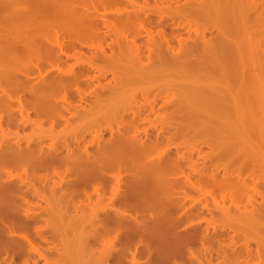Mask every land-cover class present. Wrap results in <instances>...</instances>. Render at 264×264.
<instances>
[{"label":"bare ground","instance_id":"1","mask_svg":"<svg viewBox=\"0 0 264 264\" xmlns=\"http://www.w3.org/2000/svg\"><path fill=\"white\" fill-rule=\"evenodd\" d=\"M217 1H221L222 3V0H217ZM225 1L226 0L223 1L222 5H218L220 6V9L217 6L219 10L216 9V11L218 12L217 13L215 11L214 12L216 13V15L224 16L226 20H224V18L220 19V22H222L223 20L224 22H222V24L220 23L218 26L216 25L217 23L214 24L213 27L216 28V34L213 31H210L208 34L210 35V37H207L206 32L204 31L203 33L194 34V35L190 33L189 29L192 28H191V24H189L190 19L188 20V15H192L189 16L190 18V17H194L195 15L201 12H205L206 1L204 0L203 2L202 1L200 2V0H0V128H1V132L4 134L6 133L2 130V128L4 127L3 123H5L4 124L5 128L10 127L11 129L13 126V129L12 131H10V133H9V128L8 129L3 128L5 130H8V132L6 133L7 135L5 134V136L7 137H5L0 132L1 133L0 135H3L0 136V254H1L0 259L1 261L2 258L8 257L10 259L9 255L11 256L12 259V254H14L13 256H15L13 257V259L16 258V256L18 257L20 255L21 258L25 253L27 254L28 251L27 246L32 245V247H34L33 243H35L34 241L32 242L31 240L26 242L27 240H29L27 236H30L31 233H34L37 230H38L36 232L37 234L35 233L36 236H40L42 239H44L43 240L44 243L50 242L49 240H51V238L46 236L44 229L43 231H41L39 228L33 227V225L37 224L42 219L48 220V217L50 218L51 214L53 213L52 211H55L54 208L55 205L60 204L63 208L65 205L68 208L67 211L70 210L72 206V210H74L72 212L74 214L71 211L70 214L72 213L75 217L78 216L77 213L78 211L81 210L80 212L83 213L82 214L83 216L85 217L88 216L87 219L90 218L94 220L93 221L94 225L95 223L96 225L98 224L100 226L101 224L102 225L105 224L104 225L105 227L107 225V228H109V230L105 227L102 228V231H100L101 234L103 233L102 235L98 232L100 227L98 228L96 225L94 226L96 229L95 237L97 239L100 238L102 239V237L104 239V237H107V235H109V233H105V232L110 231L111 233L113 232L112 229L113 230L115 229L114 231L121 230V233H123L122 230L128 228L130 230V233L132 234V237L128 235V238L130 239L128 240V242L131 241V238L133 239V237H135L134 235L138 236L141 240L144 241L147 240L145 242L147 243V245H145L146 249L144 248L147 251L144 250V253L145 252L149 253V255H151L150 257H152L153 255V258H151V261L148 264H264V257H263L264 254L261 255L264 249L260 248L261 247V245H259L260 243H258L260 247L258 248V250L256 249L257 251L255 250L256 252H254L251 248H249V246L247 247L243 246V248L242 246H240V248H235L234 242H233L234 245L225 244L226 240H224L223 238L219 239L218 234L210 235V233L207 232L208 229H206L207 231L205 229L204 231L203 229L201 230L202 227L200 228L199 227L200 223L197 224V222H195V224L194 222H191V227L187 226L189 227L190 231L189 230L183 232H180L178 230H177L178 232L174 231L178 228L179 225H181L180 227H182V225L186 226V224L181 223L182 221H185L183 214L185 215L186 213V218L189 216V218L186 219L187 221L188 220L195 221V218L199 216L198 215L199 212L196 209H202V208L205 209V207L209 209L208 205L206 206L203 205L201 206L202 208H199L197 206V208H194L195 210L193 209V207L191 208L190 205L193 206V204L191 203L189 205V203L186 200L188 196L187 188L192 189L198 187L200 189V185L202 183L203 184L207 183V185L217 184L221 186L219 188L223 189L224 192L225 187L227 186L226 188L228 189L232 184L231 178L228 175H232L231 177L233 178L234 176H236L233 175L234 172L232 174L229 173V171H227L229 174L225 172L224 177H218L215 176L214 174L211 175L210 173H206L201 170L199 171L193 168L194 172L195 170L196 172L199 171L196 176V172L194 173L195 174L194 175V174H186L184 170L180 171L182 167L185 165L184 162L186 163L192 159L191 156L188 157V159H185L187 157H184L182 155H181L182 158L181 156H178L181 159L184 158L183 162L179 158L176 157L172 158L170 155V151L168 150H166L167 152H164L162 155H159L157 157L152 156L153 148L155 146L160 145L161 143L160 144L158 143L164 139L163 137L164 135H162L163 134L162 131L160 132L155 127L157 126L156 123H167V122L168 123H184V122L211 123L213 121H214L213 123L219 122L220 124H222V128L217 129L218 124H216L215 126L212 124V126H214L215 129L218 130L217 132L220 135H222L221 138L224 142L227 140L225 143L228 146L230 145L232 146L233 143L234 145H236L237 143V146L240 148L241 145L239 144L243 143V145H245L246 142H249V144L251 145V146H246V148L251 147L252 148L251 150H253L256 146L260 150L264 146V134L262 136V132L264 133V119H263L264 117H261V114L260 116L259 114L258 116L256 115L258 120L262 118L263 121L261 119V121H259L260 123L254 126L253 124H256V121L254 122L248 120V122L249 121L254 122L253 124L250 122L251 127H249L250 129L248 128L250 131L248 130L245 131L247 126L246 124L248 123H246L247 120L243 118L245 115L243 109L245 107H248V104H250L248 109L246 108L248 111L249 109L254 111V108L256 107L258 108L259 105V109L257 108H256L257 110L255 109L256 113H259L260 108L262 107V103H264V98L262 97L263 92H261L262 90L261 89L257 90L258 88L256 89V87L252 88L253 87L252 83H254V81L257 79V76L255 77L256 74L253 75V73L256 72V70L258 71L259 66L260 68H262L261 67L263 65L262 63H264V51H262L261 53H259L260 50L258 51V53H255L256 51L254 53L247 52V50L244 49V45H246L247 40L244 41L242 40L247 37V35H245L246 31L248 30L246 25L250 24L247 23L249 22L248 19L251 18V16L256 20H260V21L264 18V0L263 1L246 0L247 6L245 5V7L247 9H250L248 10V12L250 13H248L246 17L244 16L245 18L243 17V19L240 16L236 15L237 10H235V7L233 10H232L233 7L230 8L232 11L229 10L228 8L229 3L225 4L227 3V1L226 2ZM187 5L188 7H185ZM236 6L238 5L236 4ZM184 7L189 8L188 11L190 10V12H194V14L195 13L196 14L195 15L193 13L190 14V12H188L187 9L186 10L183 9ZM207 8L209 7L207 6ZM215 8L216 7L212 9L215 10ZM197 11H199V13ZM251 11L254 13L253 15ZM230 13H232V16ZM245 13L243 15H246ZM181 14H183V16L187 18L186 20H188V22H186V20L184 19V17L181 16ZM205 14L207 15L208 12L207 13L205 12ZM233 14H235L236 17H239V19H241L242 22L236 17L234 19ZM212 18L215 17L213 16ZM196 19L197 18H195V21ZM208 21L209 19L207 18V22ZM184 22L186 26L184 25ZM187 23L188 25H190L189 27H187ZM212 23L213 22L211 21V24ZM156 27L160 28L158 34L156 33V31H158V29L156 30ZM186 27L188 28L187 30ZM205 27H206L205 28L206 31L207 26ZM120 28L122 30L123 28L127 29L128 32H126L125 30L124 31L125 34L123 31H122L123 33H121V31H119ZM235 28L237 30H235ZM238 28H241V30H239ZM209 29L210 28H208V30ZM185 31L186 32L189 31V33L188 32L186 33L188 35L186 37L183 35L185 34L184 33ZM235 31H238V36L236 35L237 32ZM129 32H131L130 33L131 35L130 34L126 35V33ZM153 32L158 36L157 35L154 36ZM250 32H252V30H250ZM182 35H183V39L181 38ZM241 37H245V38H241ZM140 38H143L142 39L143 41ZM214 39L216 42L215 41L213 42ZM90 40L94 44H92ZM94 40L99 41L98 43H100V46L99 44L97 45L96 43L97 48L94 46V48L96 49L92 50L93 47L89 44V41L91 42L92 45H95ZM138 40L139 43L141 42V45L143 44V46L138 44ZM187 40L190 42H188ZM218 40L222 41V43L219 44L220 41ZM102 43H106L105 45L109 47L110 51H108L106 47H102L101 45L105 46ZM176 43H178L177 44L178 46L174 45ZM208 44H210L211 47L212 45H217V47H219V48L216 47L215 48L216 50L214 49L215 51L213 54L215 55V57L212 53H210V50H208L210 54L207 53ZM86 47L87 48L92 47V48L90 50L87 49ZM84 48L90 51V55L86 56V53L88 51L85 49L86 51L85 52ZM143 48L147 49L148 55L145 56L143 55L144 54ZM260 49L262 50V48ZM134 51L136 54L134 53ZM123 52H128L132 54L133 56L132 60H128L125 57L128 60L129 64L131 63L135 64V60H137L136 64L138 63V61L140 63V66L139 64L137 65L135 64V66L132 65V67L134 66L132 68L133 70L135 69L138 72H140V73H136V71L134 70L135 71L134 75L144 76L145 74L143 72H145L146 70L145 73H148L147 75L149 76L153 74V76H151L153 78L157 74L156 72L158 70H161L160 72L163 71V74L165 71L166 73L164 74V76L168 72L173 71L174 73L178 72L180 74L181 73L184 74L185 78L181 80L183 77V75H181L180 77L181 79H179L182 83L183 82L185 83V81L186 83H188L189 81L192 83L189 82V84H187L188 86L186 85L184 86V83L179 84L180 86L178 85L179 89L180 88L183 89V90L180 89L181 92L184 91L182 92V95L180 90L178 91L176 88H174L173 91L170 92L167 91V93L163 92L165 93V95H163L161 90L159 91L158 88H156L157 90L155 89L154 91V89L151 88L152 86L150 87L151 90L149 86L148 88L145 89L153 93H150L149 91L148 92L143 91L142 93L140 92L139 95L138 92L137 94L139 95L140 98L136 97L138 95L135 96L132 95L133 94L132 93L131 94L132 97L134 96L133 99H131L130 98L131 95H129L130 97L128 96L126 100L127 105H123L122 107V108H124L125 106L127 107L129 101L130 103L129 108L120 112L119 109H121V107H119L118 109L119 105L117 104L118 105L117 109L119 110L118 112L116 111V105L115 108L111 107V110L109 109L107 110L112 112H114L115 110L116 113H120L119 114L120 116L115 114L117 116H115L114 119L116 120L117 123H123L121 125L124 124L126 125V123H130L128 124V126L124 125L125 127L123 126V128L120 127L118 129V127L114 125L118 130L114 129L113 132L110 130V132L112 133H110L109 138H105L104 134L101 135L102 132L100 131L101 132L100 133L98 131V133H100L101 135L100 139L99 138L97 139L99 135L96 132L97 135H94L96 140L94 138H91V140L89 141L85 139L86 143L89 142L87 145L84 144L85 143L84 141L80 142L84 136H82V138L79 137L81 139L77 137L78 139H75V141L77 142H75L73 136L71 135L73 144L74 143L76 144V146L74 144L76 149L71 148L72 146L70 145L71 143L69 142V140L68 141L65 140L68 137L66 135H65L66 137H64L61 134L63 138H61L60 136L58 140L60 141L62 140V142L65 141L63 142V144H65L67 141V144L60 146L59 145L60 141L59 142L58 140L55 141L56 138H54L53 140L55 134L52 132L54 129H56L53 127L57 125L59 126V124L55 123L58 122V119L61 118V120L59 121H61L62 125L63 123L64 125H66L65 123L69 125L68 123H71L70 122L71 117L74 118L78 114L81 115V116L78 115L79 117H82L81 113L86 115L87 111H89V110H85V108H88L89 106L90 110L93 111V108L91 107L97 105L98 101L99 100L101 101V98L107 96L105 98L107 100L109 95L106 94H109L107 93L109 88H111L112 89L111 91L113 92L115 87L117 86L119 87V84L125 85L126 83H131L128 82L129 80H127L125 77L123 83L122 82L123 79L121 78L122 79L121 81L120 76H118V75H122L121 77H123L124 73L122 74V72L125 73L129 72L128 69L131 66L130 65L129 67H127L128 69H125L124 71L121 70L122 68L119 65H117L120 58L116 59V56L118 55V53H123ZM140 53L142 55H140ZM211 54L213 56H210ZM207 56H210L212 58H208ZM72 58H74V60L77 59L75 63L77 62L78 67H75L76 65L73 62H71L73 63L72 65L66 64L69 61V59L72 60ZM79 59H81V61ZM143 59L144 60L147 59L145 60L146 62L143 61ZM116 60L117 62H115ZM64 63L65 65L71 67H69L68 69V67L65 66L67 67L65 69L68 70H63L64 68L62 69L61 65L63 66ZM108 63H112V65H109ZM101 64L102 65L104 64L103 66L106 65L105 66L106 68L101 66ZM116 65L118 66L119 69H116L117 68ZM107 66H112L115 69L112 67L109 68ZM136 66H139L137 67L139 70H144V71H139L136 68ZM107 68L112 69L114 72H112L111 70L110 71L113 74L109 72ZM105 69L108 70L107 71L108 73L112 74L113 78H111V82H113L114 79L115 80L119 79L118 81L116 80L118 83L114 82L115 83L114 86H112L113 84L111 82L108 83L106 81L108 83L107 84L104 81L105 84H103V82L101 81L103 77L105 78V76L108 75V73L105 72L106 71ZM153 69L154 70L156 69V72L155 71L153 72ZM103 70L105 74L103 73ZM115 70H119V72L117 71L116 73ZM147 70L148 71L150 70V72H147ZM260 71L261 70L258 71L259 76L263 72V69L261 73ZM173 72L171 73L174 74ZM127 74L128 73H126V75ZM169 74L170 73H168L167 75ZM132 75H133V71H132ZM147 75H145L146 76L145 78L142 76L144 79H142V77L139 76L141 77L139 79H141L142 81L143 80L146 81L148 78L151 79V77ZM158 76H157L158 77L157 80H159V78L160 80L163 78L162 74L160 75V73H158ZM139 79L135 78L134 81L136 82V80L138 81ZM150 79L148 81H150ZM125 81L127 82L125 83ZM194 84L195 86H193ZM124 85L123 87L126 86ZM108 86L110 87L107 89ZM127 86H129V84H127ZM11 88L13 89L16 88L15 89L16 91L13 90V92H17L16 95H18L19 98L16 95L15 98V96H13L14 94L12 95V92L10 93V91L12 90ZM17 88L24 91L22 95L19 94L21 92H18ZM249 88H251L253 93H250ZM103 89H106L105 90L106 92L102 91ZM142 89L140 90L142 91ZM72 90H74V94L73 93L69 94L70 92H72ZM174 90L177 91V92L175 91V94H174ZM25 91L26 93L29 94L26 95ZM75 91H77V95H78L77 97H79V102H78L79 105L77 104L71 105V102L70 103L67 102L68 97L73 98L72 96L76 94ZM127 91L129 92V90ZM100 92L103 94L102 96L98 95V93ZM115 93H117V91L113 93L114 96ZM68 94L71 96H69ZM134 94L136 93L134 92ZM23 95L26 98L30 99V101L28 102L26 101V99L23 101V98H21L24 97ZM92 95L94 96L95 99L93 98ZM95 95L101 98H99L98 100ZM110 95H112V93ZM250 95L253 99H255L254 101L250 97ZM258 95H260L261 99L257 98L259 97ZM14 99H16V102L19 101L18 105H16V103L13 102L15 101ZM259 100L261 103L258 102ZM22 101L23 102L26 101L25 103L28 105H25V103L23 104ZM76 101H78L77 98ZM94 101H97V103L94 104ZM254 102L256 104L255 107H254ZM91 103L92 105L93 104L94 105L90 106ZM100 103H102V101ZM85 104L87 105V107ZM81 108L82 109L84 108V110H82ZM98 108H95V111ZM30 110H32V112H34V114H36L37 117L39 118L37 119V121L36 119L34 121L33 119L31 120L32 118L31 116L33 113H31ZM124 111L126 112L128 111V113H125ZM123 112L124 114L121 115V113ZM254 113L248 114V115H252V117L250 116L251 119H253ZM89 115L91 114L88 113V116ZM246 117L247 116H245V118ZM83 118L85 119V117ZM86 118L88 117L86 116ZM62 119H64V122ZM240 119L246 123L245 129L242 128L244 124L243 121H241ZM43 120L44 121L50 120V123H53L52 126H49V128L52 127L53 130H51V128L46 129L54 134L53 137L51 136L52 133L46 130L43 131L44 127L41 123V121ZM238 120H239V124L236 123L238 122ZM30 122L31 123L35 122L36 124L38 122V124L36 125L34 123L30 125ZM50 123L48 124L50 125ZM138 123L142 125L143 123H150V124L152 123L156 131H158V133H155V135L156 134L157 135L155 136L154 134H152L153 136H155L152 137L150 131H149L150 134L147 133L145 134L144 131L148 132L147 129L139 132L140 129H136L138 128L136 127ZM220 124L219 126L221 127ZM237 124L238 125L241 124L240 126L242 127L239 126L240 127L239 128ZM26 125L28 127L32 126L34 131L35 129L33 126H35L36 130H38L37 126H39L40 132L43 131L45 132V134L49 133L48 136L50 137V139H52L53 141L52 143L58 142V144L55 143L57 147H54L55 145H53L52 143H50L51 146L50 145L45 146V144L47 143V139L49 137L46 139L45 141L46 143H44L46 137H44L45 135L43 136L44 133L42 134V132L37 133V136L39 134L38 137L36 138L34 137L35 139L38 138L37 140H40V138H42V141L40 140L37 142L35 141L32 142L33 141L32 139L25 138L26 139L25 141L28 140V142H24L23 141L24 137L23 138L21 137V140L23 139L22 142H24L25 144L22 143L20 140V135L18 133H20L22 130L24 132L25 130L22 129L20 132H18L19 130L17 131V129L26 127L28 130V127ZM67 125L66 128H69L67 127ZM14 126L17 127V129L15 128L16 129L15 132H13V130H15ZM241 128L244 129L245 131L244 134L240 130ZM59 131L61 132L63 130L61 129ZM54 132L58 133L56 131ZM259 133L261 134L262 137H259ZM9 134L11 136H8ZM224 134L225 137L223 136ZM33 135L35 136V133ZM40 135H42L44 138ZM73 135L75 136V134ZM84 135L86 134L84 133ZM13 136L14 137L18 136L19 138L18 137L17 139L13 138L14 139L13 140L12 139ZM8 137H10L11 139ZM240 139L241 140L243 139L245 143L243 140L240 142ZM93 140L98 142L97 145H95L96 143H94ZM91 142L93 145L91 144ZM231 142L232 144H230ZM238 142L240 143L238 144ZM225 143L224 146L228 147ZM58 146L60 147L64 146L65 149L63 150H65L66 152L56 149L59 148ZM92 146H94L96 149H93L94 147ZM231 146L229 147L228 150L232 149ZM237 146H235L236 147L235 149H237ZM91 147L93 150L91 149ZM233 149L230 151H235L234 153H231L228 150L226 151L224 150L223 154L226 156L227 152H230V154L228 153L229 155L232 154L236 156L239 154L238 150H241V149H237V150H233ZM255 149L252 152L255 153L256 151L258 152V149L256 151ZM262 149H264V147ZM261 150L257 154L264 152V150L262 151ZM236 152H238V154ZM236 157L232 156L230 158H233L234 160V158ZM61 167H63V169H61ZM20 168L21 169L23 168L24 171L26 170L27 174L25 176L23 175L24 171L18 173L19 175L18 174L15 175L13 173L14 170H19ZM59 168L61 169V172L63 174V175L60 174V176L65 175V177L61 176L62 177L61 178L58 174L55 173L57 170H60ZM65 168L69 170V171L66 170L67 173L68 172L70 173L69 175L64 171ZM123 168L126 169L125 170L126 173L131 172V174L129 173L130 176L128 175L129 176L128 180L125 179L128 181L127 187H125L126 188L125 189L126 191H124L125 193L120 192L121 188H124V186L121 187L120 185L123 182L121 178L119 176L118 177L115 176V173H114V177L112 176L114 171L117 172L118 169H119L118 171H120V169L122 170ZM179 172H183L184 174L181 177H179L178 176L180 175ZM52 173L54 175H57V177L58 176L59 177L57 178L54 175L53 177L51 175ZM238 175L237 178L235 177L236 180L232 179V181L235 182L233 184V187L231 186L230 188L237 187L238 189L237 188L231 189L232 192H235L233 190H236L237 193L238 192L240 193L241 191L245 195V192L248 191L247 190L248 188L246 189V187H248L246 186L248 185L247 184L248 182H246L247 180L246 181L244 179L242 180L240 177H238ZM55 178L59 179V181ZM114 178L117 180L118 183V184L115 183L116 186L114 184H111L112 183L111 181L115 180ZM117 178H120V180ZM109 185L110 186L113 185V188H111L113 192L111 189H109V191L114 195L112 194L111 202L107 206L108 208L102 206L97 207L98 204H94L96 203L93 201L94 198H97L98 202L103 201L102 199L103 196L105 195L104 187H109ZM90 186H92V189H94V191H97V195L95 197L93 194H91L92 192H90L92 191L89 189ZM117 186H120V188ZM213 186H209V187L213 188ZM115 187L117 188L115 189ZM227 189L226 191H228ZM116 190L117 191L119 190L118 193ZM114 191L116 192L114 193ZM229 192H231L230 189ZM121 193L123 195H121ZM176 194L177 196L178 195L179 196L175 197L174 195ZM77 198H79L78 201L75 200ZM55 199L62 202V204L64 203V205H62L60 202L55 203L54 202ZM78 202H81V204L79 205ZM257 202L255 203L254 201L253 206H257L259 208L264 206V205L259 206L260 204L257 205ZM263 202H264V198L263 201H261V204H263ZM44 203L46 204V206H42ZM257 207L254 208L262 213L263 210L261 208H260L261 210L257 209ZM222 208H221L222 213L224 212L228 214V212L229 213L235 212V214H239L241 216H244L242 214L247 215L248 213H250L253 216H255L254 215L255 213L254 214L252 213L255 210L254 208L252 209L253 211L250 210L251 211L250 212L248 210L249 212L247 213L245 211L241 212L240 207L234 210L231 209V207H227V208L225 207L224 209ZM131 209L135 210V214H132ZM139 212H144L143 215L145 216L147 215L146 216L147 218L145 217L146 218L145 221L143 220L144 225H142V227H140L141 226L140 224H139L140 226L138 225V227L137 226L135 227L133 226L134 224L132 225L131 222L129 221H127L126 223V220L130 218L135 219L137 221L141 220L139 218L137 219L136 217V214H140ZM145 212H147L148 214L147 213L145 214ZM64 213L65 212H63V214ZM179 213H181V215L177 217ZM72 214L71 216H73ZM167 214L169 218H167L168 217ZM194 214L196 215V217L190 218L191 217L190 215L194 216ZM256 214H258V212H256ZM259 215L261 214L259 213ZM172 216H176L177 218ZM85 217L84 219H86ZM32 227L35 230L33 232H31ZM167 227H169V229H172L170 230V232L168 231V233L166 231L167 229H165ZM29 231L31 233H28L27 235V232ZM172 231H174V233H172ZM206 232L209 234H207ZM116 234L118 236L119 233H117L116 231ZM97 235L99 237H97ZM22 237L24 239H22ZM25 239L26 241L24 242ZM215 240L218 241L217 242L218 244L220 243L217 248H213ZM111 241L112 240H109L108 242L110 243V245H113ZM114 241L113 243H115ZM29 242L32 243L26 245V243ZM108 242L106 243L108 244ZM29 248H31V246ZM259 249L262 250L259 251ZM36 250L37 249H35L34 251L40 254L39 251ZM31 251L32 249L29 250L28 254L33 255L32 253L33 251L32 252ZM35 252L33 256H35ZM43 253L41 252V254ZM134 253L131 255L132 256L131 259L136 260L135 257L136 255ZM5 254H7L6 255L7 257H2ZM28 254L25 256L28 257ZM124 254L126 255V251ZM124 254H122V258L125 256ZM252 254H255V256ZM110 255L112 256V254ZM256 255L261 258V259L256 258L258 260L259 259L261 260V261L256 260L258 261V263L257 262L255 263V261H253V259L257 257ZM33 256H31L32 259L34 258ZM45 256L46 255H43L42 257L41 255L40 257L47 258ZM8 258L4 259V261L7 260V262L6 261L5 262L9 264L10 260ZM48 258L45 261H47ZM124 258H126V256ZM29 259L26 260V262L29 261ZM101 259H103V257ZM120 259H121L120 255L119 256L116 255L114 259L112 258L111 263L121 264L122 262L118 263L119 261H123ZM16 260H18V258H16ZM38 260L35 261L38 262ZM108 260L105 261V264L108 262ZM135 260L133 262L134 264H137ZM215 260L216 261L219 260V261L214 263ZM13 261L16 262L15 260ZM13 261L11 260L12 264L14 263ZM32 261H34V259ZM130 262L132 264V261ZM33 263L35 264V262ZM1 264H3V261Z\"/></svg>","mask_w":264,"mask_h":264},{"label":"rangeland","instance_id":"2","mask_svg":"<svg viewBox=\"0 0 264 264\" xmlns=\"http://www.w3.org/2000/svg\"><path fill=\"white\" fill-rule=\"evenodd\" d=\"M203 2V0H200V2ZM204 1H206V3H205V7H206V10H205V12L207 13L208 12V14L206 15L205 14V12H201V13H199V11H197L199 14H197V15H195L194 14V12H190V10L188 11V9L189 8H185V7H188V5L187 6H185L183 9H187V11L188 12H190V14H194L195 16L194 17H190L189 18V16H192V15H188V20H189V24H191V28L192 29H189V31H190V33H192L193 35L194 34H200V33H203V31L204 32H206V35H207V37H210V35H208L209 34V32L210 31H213L215 34H216V28L215 27H213L214 26V24H216L217 26L221 23L222 24V22H224V20H226V18L224 17V16H221V15H216V13L218 12V11H216V9H220V6H218V5H222L223 4V1L224 0H222V3H221V1H217V0H209V1H207V0H204ZM227 1V3H225ZM224 3L225 4H228L229 6H228V8H229V10H231L230 8H232V10L234 9V7H235V10H237V13L239 12L240 13V15H239V13L237 14L236 13V15H238V16H240L242 19H243V17L245 16H247V14L248 13H250V12H248V10H250V9H247L246 7H245V5H246V3H247V1L246 0H226ZM231 1H233V2H231ZM246 1V2H245ZM261 1H263V0H261ZM235 3V4H234ZM152 4H153V2H152ZM212 4V5H211ZM231 4V5H230ZM236 4L238 5V6H236ZM207 6L209 7V8H207ZM216 7L215 8V10L214 9H212V8H214V7ZM217 6H218V8H217ZM247 6V5H246ZM190 7V6H189ZM205 7H204V9H205ZM245 7V8H244ZM237 8V9H236ZM192 9V8H191ZM218 9V10H219ZM244 9V10H243ZM231 10V11H232ZM184 11V10H183ZM216 13H215V12ZM240 11H242V12H240ZM243 11H245V12H243ZM213 12V13H212ZM230 12V11H229ZM233 12H235V11H233ZM211 13V14H210ZM241 13H242V15H241ZM246 14V15H243V14ZM251 13H252V15L254 14L252 11H251ZM184 14V13H183ZM183 14H181V16L182 17H184V19L186 20L187 18L185 17V16H183ZM188 14V13H187ZM205 14V15H204ZM214 14V15H213ZM231 14V16H232V13H230ZM234 15V19H235V14H233ZM210 16V17H209ZM214 16L215 18H212V17ZM198 17H199V19H198ZM201 17H202V19H201ZM204 17H205V19H204ZM209 19V21L207 22V18ZM217 17V18H216ZM220 17H222V18H220ZM244 17V18H245ZM195 18H197L196 19V21H195ZM224 18V20L222 21V22H220V19H223ZM236 18H238L239 19V17H236ZM213 19V20H212ZM228 19V18H227ZM188 20H186V22H188ZM241 22H242V20L241 19H239ZM238 20V21H239ZM194 21V22H193ZM211 21L213 22L212 24H211ZM219 21V22H218ZM239 21V22H240ZM248 21L249 22H247V23H250V24H247L246 26H247V28H248V30L246 31V34L245 35H247V37L245 38V37H241V38H245V39H242L243 41L244 40H247V43H246V45H244V49H246L247 50V52H255V53H258V51H259V53H261L262 51H264V18L260 21V20H256L255 18H253L252 16H251V18H249L248 19ZM255 21V22H254ZM209 22H210V24H209ZM196 23V24H195ZM209 24V25H208ZM252 24V25H251ZM184 25L186 26V24H185V22H184ZM204 25V26H203ZM211 25V26H210ZM215 25V26H216ZM190 25H188V23H187V27H189ZM205 26H207V30L205 31ZM186 27V30L188 29ZM155 28V27H154ZM204 28V29H203ZM208 28H210L209 30H208ZM237 28V27H236ZM235 28V30H237ZM243 28V27H242ZM121 29V28H120ZM119 29V31H121V33H123L125 30H126V32H128V30L127 29H124L123 28V30L121 29L120 30ZM158 29V31H156ZM159 29L160 28H158V27H156V33L158 34L159 33ZM239 30H241V28H238ZM245 29V28H244ZM250 30H252V32H250ZM123 31V32H122ZM154 31V32H155ZM189 31H187L188 33H189ZM153 32V33H154ZM186 31L184 32L185 34H183L185 37L186 36H188L186 33H187ZM235 32H237L236 33V35L238 36V31H235ZM131 32H129V33H126V35H128V34H130ZM251 33V34H250ZM252 33H253V36H252ZM124 34H125V32H124ZM157 34H153L154 36H156ZM243 34V33H242ZM131 35V34H130ZM129 35V36H130ZM183 35H182V39H183ZM241 35V34H240ZM244 35V34H243ZM158 36V35H157ZM159 36H160V34H159ZM141 40L143 39V38H140ZM139 39V40H140ZM219 39V38H218ZM139 40H138V44L139 45H141V42L139 43ZM140 40V41H141ZM190 40V39H189ZM217 40V39H216ZM91 41V40H90ZM89 41V44L93 47V49L92 50H94V49H96L97 47V45L99 44V46H100V43H98L99 41H97V40H94L95 41V45H92V44H94L92 41V44H91V42ZM97 41V42H96ZM143 41V40H142ZM175 41V40H174ZM188 41V40H187ZM215 41V39L213 40V42ZM218 41H220V40H218ZM218 41H217V43H218ZM176 42V41H175ZM188 42H190V41H188ZM216 42V41H215ZM96 43H97V45H96ZM143 43V42H142ZM217 43H214V44H217ZM222 43V41H220L219 42V44H221ZM102 44H106V43H102ZM178 43H176V44H174L175 46H178L177 45ZM190 44V43H189ZM211 44V43H210ZM210 44H208V47H207V53L208 54H210V53H214V51L216 50L215 48L217 47V45H212V47H214V48H212L211 46H210ZM247 45H249V46H247ZM94 46L96 47V48H94ZM98 46V47H99ZM102 47H106V49L108 50V51H110L109 50V47H107V45H105V46H103V45H101ZM141 46H143V44L141 45ZM91 47V48H92ZM87 48V47H86ZM86 48H84V51H85V49ZM91 48H87V49H90L91 50ZM100 48V47H99ZM211 48V49H210ZM217 48H219V47H217ZM260 48H262V50L260 49ZM86 49V50H87ZM213 49V50H212ZM215 49V50H214ZM208 50H210V53H209V51ZM88 51V50H87ZM73 52V51H72ZM71 52V53H72ZM86 52V51H85ZM137 52V51H136ZM143 52H144V54H143ZM143 52H142V54L145 56V55H148V52H147V49L145 48H143ZM134 53H135V51H134ZM136 54V53H135ZM141 53H140V55H142ZM210 55V56H213V55ZM87 55H90V51H88L87 53H86V56ZM119 55V56H118ZM118 55L116 56V59L117 58H120V60H119V62H118V64L117 65H119L121 68V70H124L125 71V69H128L127 67H129L130 65V67H129V69H128V71L129 72H126V73H128L127 75H126V73L125 72H122V74L124 73V76L123 77H121L122 75H118V76H120V79L122 78L123 79V81H122V79H121V81L124 83V77L127 79V80H129L128 82H131V83H126L127 81H125V85L127 86V84H129V86H125L124 84H119V87L117 88V87H115V91L113 90V92L111 91L112 89L111 88H109L110 86H108L107 87V89L109 88L110 89V91H109V89H108V92L107 93H109V94H106V95H109L108 96V98H107V100L105 99L106 97H103V98H101V97H97L96 95V97H97V99L99 100V98H101V101H102V103H100L101 101L99 100L98 101V103H97V101H94V104L95 103H97V105L99 106V108H98V106L97 105H95V106H97V107H91V108H93V111L92 110H90V108H89V106H88V108H85V110H89V111H87V114L86 115H84L83 113H81L82 114V117H79L78 115H80V114H78L77 116H76V113H75V116L76 117H74V118H72L71 117V123H68L69 125H67V123H65L66 125H67V127H69V128H66V125H64V123H63V125H62V123H61V121H59V120H61V118L60 117H58V118H60V119H58V122H60L61 123V126H60V123H58V122H55V123H57V124H59V126L57 127V126H55V127H53V128H56V129H52V127H50L51 128V130H53L52 132L55 134V135H57V136H55L51 131H49V130H46V129H48L49 128V126H52V124L53 123H50V120H43V121H41V123H42V125H43V131L44 130H46V131H48V132H50V133H52V137H53V135H54V137H53V140H54V138H56V140L55 141H57L59 138H60V136H61V138H63L62 137V135L64 136V137H68L67 139H65V140H69V142L71 143L70 145L72 146L71 148H73V149H76V144H75V146H74V144H73V140H72V136H73V138H74V141H75V139H78L79 137H81L82 138V136H84L82 139L81 138H79V139H81V141L80 142H85V139H87L88 141L89 140H91V138H94L95 139V136L94 135H97V133H98V131L100 132H102V134L101 135H103L104 134V137L105 138H109V136H110V133H112L113 132V130L115 129V130H118L120 127H122L123 128V126L125 125H121V124H123V123H117L116 122V120L114 119V117L115 116H117V115H119L120 113H116L115 112V110L114 109H112V110H114V112H112V111H107L108 109L109 110H111V107H113V108H115V105H116V111L118 112L119 110H120V112H122L123 110H126L127 108H129V106H130V103H129V101H128V106L126 107H124V108H122L123 107V105H127L126 103H127V98H128V96L129 95H131L132 93V95H140V92L142 93L143 91H147V89H145V88H148V86H149V88L151 87L152 89H154V91H155V89L156 88H158V90L160 91L161 90V92H162V94L163 95H165V93H163V92H166L167 93V91L168 92H170V91H173V89L174 88H176L178 91L181 89V90H183L182 88H178V85L179 84H183L179 79H181L180 77H181V75H183V77H182V79L181 80H183V78H185L184 77V74H180V73H178V72H173V71H170V72H168V73H170L169 75H165L164 76V74L166 73L165 71H164V74H163V71L162 72H160L161 70H158L157 72H156V69L154 70L153 69V72L155 71L156 73V75H155V77H151V76H153V74L152 75H147L148 73H145L146 72V70H145V72H143L145 75H147V76H149V77H151V79L150 78H148L146 81L145 80H141V79H139V78H141L143 75H134L135 74V71H136V73H140V72H138L137 70H133L132 68L135 66V64H136V62H137V60H135V64H133V63H131V64H129L128 63V60H132L133 59V56H132V54H130V53H128V52H123V53H118ZM139 56V55H138ZM210 56H207L208 58H212V57H210ZM128 59H126V58ZM134 57H135V55H134ZM141 57V56H140ZM214 57H215V55H214ZM85 58V57H84ZM137 58V57H136ZM135 58V59H136ZM145 58V57H144ZM126 59V60H125ZM155 59H156V57H155ZM77 59H75L74 60V58H72V60L71 59H69V61L66 63L67 65H72L73 63L76 65H74L75 67H78L77 65V62L75 63V61H76ZM80 61H81V59H79ZM125 60V61H124ZM145 60H147V59H145ZM144 59H143V61H145ZM134 61V60H133ZM70 62V63H69ZM71 62H73V63H71ZM115 62H117V60L115 61ZM114 62V63H115ZM128 63V64H125V63ZM130 62H132V61H130ZM146 62V61H145ZM69 63V64H68ZM109 65H112V63H108ZM107 64V65H108ZM137 64H139V66H140V63H139V61H138V63ZM136 64V65H137ZM263 65L261 66L262 68H260V66H259V68H258V71L259 70H261L262 71V69H263V72L261 73V71H260V76H259V72L256 70V72L258 73H256V72H254L253 73V75H255V77L257 76V79L254 81V83H252L253 84V87L252 88H255L256 87V89L257 90H262L261 92H263V98H264V63H262ZM67 65H65V63L63 64V66L61 65V67H62V69L63 70H68L69 69V67H71V66H67ZM104 65V64H103ZM102 64H101V66H103ZM114 65V64H113ZM116 65V66H117ZM132 65H134L133 67H132ZM65 66H67L68 67V69H65V68H67V67H65ZM106 66V65H105ZM105 66H103V67H105ZM125 66H126V68H125ZM139 66H136V68L137 67H139ZM107 67H112V66H107ZM106 68V67H105ZM112 68H114V67H112ZM102 69H104V68H102ZM108 69V68H107ZM115 69V68H114ZM116 69H119L118 68V66H117V68ZM138 69V68H137ZM140 69H141V67H140ZM106 70V69H105ZM109 70V72H114L112 69H108ZM108 70H106L105 72L106 73H108L107 71ZM111 70V71H110ZM120 70V71H121ZM131 70V71H130ZM139 70V69H138ZM54 71V70H53ZM117 71L119 72V70H115V72L117 73ZM127 71V70H126ZM132 71H133V75H132ZM139 71H144V70H139ZM152 71V70H151ZM254 71H255V69H254ZM55 72V71H54ZM57 72V71H56ZM105 72H104V70H103V73L105 74ZM111 72V73H112ZM147 72H150V70L148 71L147 70ZM171 72H173L174 74H172ZM252 72H253V69H252ZM111 73H108V75H106L105 76V78L103 77V79H101V81L103 82V84H105V82L107 81L108 83H110L111 82V78H113L112 77V74ZM142 73V74H143ZM152 73V72H151ZM158 73H160V75L162 74V76H163V78L160 80V78H159V80H157L158 79V77H160V76H158ZM118 74H121V73H118ZM129 74H131V75H129ZM150 74V73H149ZM180 74V75H179ZM143 76L144 78L146 77V76ZM139 76H141V77H139ZM158 76V77H157ZM161 76V77H162ZM142 77V79H144ZM119 78V77H118ZM135 78L136 79H139L138 81H139V83H138V81L136 80V82L134 81L135 80ZM105 79V80H104ZM150 79V81H148ZM117 80V79H116ZM115 79H114V81L113 82H111L113 85L112 86H114V82H116V83H118L117 81L119 80H117L116 81ZM185 80V79H184ZM105 81V82H104ZM132 81H134V82H132ZM148 81V82H147ZM155 81V82H154ZM106 82V83H107ZM122 82H119V83H122ZM144 82V83H143ZM181 82V83H180ZM190 82V81H189ZM189 82L188 83H186V81H185V83H184V86L186 85V86H188L187 84H189ZM3 83V82H2ZM107 83V84H108ZM135 83V84H134ZM149 83V84H148ZM178 83V84H177ZM190 83H192V82H190ZM132 86H131V85ZM148 84V85H147ZM174 84H175V86H174ZM251 84V85H252ZM123 85L125 86V87H123ZM192 85V84H191ZM123 87V88H121V87ZM131 86V87H130ZM180 86V85H179ZM193 86H195V84L193 85ZM8 88V87H7ZM82 88H84V87H82ZM86 88V87H85ZM119 88H121V89H119ZM142 88H144V89H142ZM151 88H150V90H151ZM189 88H190V86H189ZM12 89V90H11ZM11 89H9V90H11L10 91V93L12 92V95L13 96H15L16 95V93L17 92H13V90H15V89H13V88H11ZM18 89V92H21V93H19V94H21L22 95V93L24 92L23 90H21V89H19V88H17ZM131 89V90H130ZM140 89H142V91L140 90ZM86 90V89H85ZM106 89H103L102 91H105ZM127 90H129V92L127 91ZM133 90V91H132ZM157 90V89H156ZM181 90H180V92H181ZM249 90H250V93H253V91L251 90V88H249ZM16 91V90H15ZM88 91V90H87ZM101 91V92H102ZM117 91V93H115V96H114V92H116ZM131 91V92H130ZM149 91V90H148ZM147 91V92H148ZM158 91V92H159ZM175 91L176 90H174V94H175ZM98 93V95H100V96H102L103 94V92L102 93ZM106 92V91H105ZM134 92L136 93V94H134ZM139 92V93H138ZM150 92V91H149ZM177 92V91H176ZM182 92H184V91H182ZM182 92H181V95H182ZM186 92V91H185ZM71 93H73L74 94V90H72V92H70L69 94H71ZM75 95L74 96H72L73 98H71V97H68L67 98V102L68 103H70L71 102V105L73 104V105H79V97H77L78 95H77V91H75ZM112 93V95H110ZM125 93V94H124ZM138 93V94H137ZM150 93H153V92H150ZM188 93V92H187ZM25 94L27 95V94H29V93H26V91H25ZM24 94V95H25ZM68 94V95H69ZM104 94V95H105ZM120 94V95H119ZM161 94V95H162ZM170 94V93H169ZM171 94H173V93H171ZM184 94V93H183ZM20 95V96H21ZM23 95V96H24ZM25 95V96H26ZM132 95H131V99H133V97H132ZM139 95L138 96H136L137 98L139 97ZM142 95V94H141ZM151 95V94H150ZM168 95V94H167ZM180 95V96H181ZM185 95V94H184ZM261 95V94H260ZM260 95H258L259 97H257V98H259V99H261L260 98ZM17 97H18V95H16ZM16 96H15V98H16ZM24 96V97H25ZM69 96H71V95H69ZM93 96V95H92ZM112 96V97H111ZM179 96V97H180ZM24 97H21V98H23V101L26 99V101H30V99H28V98H24ZM77 98V100L78 101H76V98ZM151 97V96H150ZM178 97V96H177ZM184 97V96H183ZM250 97H251V95H250ZM254 97H255V95H254ZM19 98V97H18ZM30 98V97H29ZM93 98H94V96H93ZM115 98V99H114ZM129 98V99H130ZM140 98V97H139ZM252 98V97H251ZM95 99V98H94ZM103 99V100H102ZM106 101H105V100ZM128 99V100H129ZM253 99V98H252ZM251 99V100H252ZM15 101H13L14 103H16V105H18L19 103V101H17L16 102V99H14ZM18 100V99H17ZM22 100V99H21ZM70 100H75L76 101V103H75V101L73 102V101H70ZM93 100V99H92ZM255 99H253V101H254ZM257 100V99H256ZM22 101V102H23ZM25 101V102H26ZM66 101V100H65ZM125 101V102H124ZM25 102H23V104L25 103ZM27 102V103H28ZM118 102V103H117ZM131 102V101H130ZM252 102V101H251ZM258 102H260V100L258 101ZM104 103V104H103ZM109 103H110V105H109ZM120 103V104H119ZM125 103V104H124ZM253 103V102H252ZM261 103V102H260ZM259 103V104H260ZM82 104V103H81ZM93 104V105H94ZM119 106H118V105ZM258 104V103H257ZM25 105H28V104H26L25 103ZM86 105V104H85ZM89 105V104H88ZM92 105V103H91V105L90 106H93ZM249 105L250 104H248V107H249ZM255 102H254V107H255ZM117 106H118V109H119V107H121V109H117ZM86 107H87V105H86ZM248 107H245L244 109H243V112H244V119L245 120H247L246 121V123H248V124H246L243 120H241V121H243V127L242 126H240V125H238L239 124V120H238V122H236V123H238L237 124V126L239 127H242V128H244L245 129V126H246V129H245V131L246 130H248V131H250L249 129V127H251V123L253 124L255 121H256V124H253V126L254 125H257L258 123H260L259 121H261V117H264V103H262V107L260 108V111H259V113H256V110L257 109H259V105H258V108L256 109V108H254V111H255V113H254V111H252V110H250L249 109V111H252V112H249L247 109H248ZM251 107V106H250ZM253 107V106H252ZM26 108H28V107H26ZM95 108H98L96 111H95ZM247 108V109H246ZM82 109V108H81ZM106 109V110H105ZM256 109V110H255ZM82 110H84V108L82 109ZM103 110V111H102ZM245 110H246V112H245ZM107 111V112H106ZM128 111H129V109H128ZM128 111L126 112V111H124L125 113H128ZM248 111V112H247ZM30 112L31 113H33L32 114V118H31V120L33 119V121L36 119V121H37V119H39L38 117H37V115L36 114H34V112H32V110H30ZM83 112V111H82ZM112 112V113H111ZM124 112L123 113H121V115L122 114H124ZM242 112V113H243ZM258 112V111H257ZM88 113H90L91 115H89L88 116ZM242 113H241V115H242ZM250 113H254V115H253V119H251L250 118V116L252 117V115H248V114H250ZM94 114V115H93ZM115 114H117V115H115ZM258 114H259V116H260V114H261V117H259V118H261L260 120H258L257 119V116H258ZM35 115H36V117H35ZM84 115V116H83ZM98 115V116H97ZM257 115V116H256ZM70 116H72V115H70ZM74 116V115H73ZM81 116V115H80ZM86 116L88 117V118H86ZM120 116V115H119ZM245 116H247L246 118H248V119H246L245 118ZM69 117V116H68ZM83 117H85V119L83 118ZM100 118V119H99ZM242 118V117H241ZM256 118V119H255ZM56 119V120H57ZM74 119V120H73ZM107 119H108V121H107ZM116 119H117V117H116ZM264 119V118H263ZM263 119H262V121H263ZM63 120V122H64V119H62ZM112 120V121H111ZM248 120H251V121H254V122H251V121H249L248 122ZM216 121V120H215ZM40 122V121H39ZM118 122H119V119H118ZM169 122H171V121H169ZM174 122V121H173ZM214 122V121H213ZM213 122H208V123H186V122H184V123H156L157 124V126H155L156 128H157V130H159L160 132L162 131V135H164L163 137H164V139L163 140H161V142H159L158 144H160V145H158V146H155L154 148H153V151H152V156L153 157H157V156H159V155H162L164 152H167L166 150H168V151H170V155H171V157L172 158H174V157H176V158H179V159H181L182 158V156H184V157H187V158H185V159H188V157H190L191 156V158L193 159H191L190 161H188V162H190V163H188V162H184V166L182 167V169L180 170V171H185V173L186 174H194L195 172H196V170H201V171H203V172H206V173H210L211 175H215V176H218V177H224L225 176V172H227V171H229V173H232L233 174V172H234V174L233 175H236V176H234L233 178L231 177L232 175H228V176H230V178H231V182H232V184H231V186L233 187V184H234V182L232 181V179H234V180H236V178H237V175H238V173H239V175H238V177H240L242 180L244 179L246 182H248L247 184L248 185H246V186H248V187H246V189L249 191V193H248V191L247 192H245V195L240 191V193L238 192H236V190H233V191H235V192H232V190L231 189H236L237 187H235V188H230L229 186V188L227 189L226 187H225V190H224V192H223V189H220L219 187H221L220 185H217V184H208L209 186H213V188H211V187H209L208 185H207V183L206 184H201L200 185V189L198 188V187H196V186H194V187H196V188H187V190H188V196H187V198H186V200H187V202L189 203V205L192 203L193 204V206L192 205H190L191 206V208L193 207V209L194 208H197V206L199 207V208H202L201 206H203V205H208L209 206V209L208 208H206L205 207V209H196V210H198V212L201 214H199L198 213V217H196V215L194 214V216L193 215H190L191 217L190 218H192V217H196L195 218V221H191V220H188L189 221V223H190V225H189V223H188V221L186 220L187 218H189V216L186 218V213H185V215L183 214V217L185 218L184 220L185 221H182L181 223L182 224H186V226L185 225H182V227H180L181 225H179L178 226V228L176 229V230H174V231H180V232H183V231H186V230H189V227H191V222H194V224H195V222H197V224L198 223H200L199 224V227L201 228V230L203 229V231H204V229L206 230V229H208V231L207 232H209L210 233V235H214V234H218L219 236V239H224V240H226L225 241V244H229V245H232L233 244V242H234V244H235V248H240V246H242V248H243V246L244 247H247V246H249V248H251L254 252H256L257 250H258V248L260 247L259 245H261V247L260 248H262V249H264V206H262V205H264V202H263V204H261V201H263V198H264V152L263 153H259V154H257L260 150H259V148L257 147H255V145H254V147L256 148H254L253 146V148L255 149V151L258 149V152L256 151V153L255 152H252L253 150H251L252 148L251 147H248V148H246V146H251L250 144H249V142H246L245 143V141H244V143H245V145H243V143H241V144H239L242 140L240 139V142H238V144L239 145H241V147H243V148H239L238 146H237V143H236V145H234V143L232 144V142L230 143V144H232V146H234V147H232L231 145V148L233 149V150H237V149H241V150H238L239 151V154H238V152H236L238 155H236V156H234V155H229L230 154V152L231 153H234L235 151H230V150H232V149H230V150H228L229 149V147L230 146H228L225 142L227 141H223L222 140V138H221V136L222 135H220L217 131V129L218 128H222V124H220L218 121V123H213ZM251 122V123H250ZM35 122H33V123H31L30 122V125H32V124H34ZM41 123H39V124H41ZM48 123H50V125L48 124ZM210 123V124H209ZM242 123V122H241ZM262 123V122H261ZM5 123H3V128H5V125H4ZM36 124V123H35ZM37 124H38V122H37ZM36 124V125H37ZM128 124H130V123H126V125L125 126H128ZM152 124V123H151ZM150 123H143V125L142 124H140V123H138V125L136 126V127H138V128H136V129H140L139 130V132L140 131H143V130H148V132L147 131H144L145 132V134L147 133V134H150L151 133V135L152 134H154L155 135V133H158V131H156V129H155V127H153L154 125L152 124L151 125ZM161 124H163V125H161ZM207 124H208V126H207ZM212 124L215 126L216 124H218V127H217V129H215V127L214 126H212ZM219 124L221 125V127L219 126ZM246 124V125H245ZM28 125V124H27ZM26 125V126H27ZM54 125H56V124H54ZM71 125V126H70ZM114 125H116V127H118V129H116V127L114 126ZM152 126V128H151V126ZM250 125V126H249ZM113 126H114V128H113ZM124 126V127H125ZM252 126V127H253ZM7 127H8V125H7ZM28 127V126H27ZM34 127V129H35V131L33 130V128H32V126H30V127H28V130H27V128L25 127V128H18L17 129V127H15L14 126V129L16 128L17 129V131L18 132H20L22 129H24L25 131L23 132V130L20 132V133H18L19 135H20V140H21V137L24 139H22L24 142H28V140L27 141H25L26 139H32L33 141L32 142H37V141H42V138H40V140H37V139H35L36 137H38L39 136V134H38V136H37V133H41L42 132V134H43V136L44 137H46L45 138V140H44V143H46L45 141H46V139L49 137L48 136V134H45V132H43V131H41L40 132V128H39V126H37L38 128V130H36V128H35V126H33ZM41 127V126H40ZM47 127V128H46ZM142 127V128H141ZM163 127V128H162ZM239 127V128H240ZM2 128V130L4 131V132H8V130H5V129H8L9 128V133H10V131H12V129H13V126H12V128L10 129V127H8V128H5V129H3ZM49 128V129H50ZM59 128V129H58ZM67 130H66V129ZM110 128V129H109ZM155 130H154V129ZM240 129L242 132H243V134H244V129ZM249 128V129H248ZM16 129L15 130H13V132H15L16 131ZM30 129V130H29ZM63 130V131H59V130ZM42 130V129H41ZM58 130V131H57ZM104 132H103V131ZM109 130V131H108ZM110 130L112 131V132H110ZM31 131H34V132H31ZM54 131H56V132H58V133H55ZM69 131V132H68ZM71 131V132H70ZM138 131V130H137ZM149 131H150V133H149ZM220 131V130H219ZM240 131V132H241ZM0 132H1V128H0ZM12 132V133H13ZM86 134V135H84V133ZM97 132V133H96ZM100 132V133H101ZM222 132V131H221ZM241 132V133H242ZM259 132V131H258ZM257 132V133H258ZM261 132V131H260ZM2 133V132H1ZM0 133V134H1ZM5 133V134H6ZM31 134V136H30V134ZM35 133V136L33 135ZM60 133V134H59ZM64 133V134H63ZM83 133V134H82ZM100 133H98V137H97V139L99 138L100 139ZM142 133V132H141ZM250 133H252V132H250ZM4 136H5V134L4 133H2ZM17 134V135H18ZM62 134V135H61ZM73 134H75V136L73 135ZM80 134V135H79ZM93 135V136H91V135ZM143 134V133H142ZM255 134H256V131H255ZM263 132H262V136H263ZM3 135H0V136H3ZM7 135V134H6ZM18 135V136H19ZM59 135V136H58ZM66 135V136H65ZM68 135H70V136H68ZM72 135V136H71ZM157 135V134H156ZM155 135V136H156ZM258 135V134H257ZM256 135V136H257ZM8 136H11L10 134L8 135ZM17 136V137H18ZM29 136V137H28ZM40 136H42V135H40ZM42 136V137H43ZM91 136V137H90ZM155 136H153L152 135V137H155ZM224 137H225V134L223 135ZM261 136V134L259 133V137H262ZM5 137H7V136H5ZM17 137H12V139L13 138H16L17 139ZM35 137V138H34ZM43 137V138H44ZM78 137V138H77ZM8 138H10V137H8ZM19 138V137H18ZM26 138V139H25ZM89 138V139H88ZM11 139V138H10ZM170 139V140H169ZM14 140V139H13ZM22 140H21V142H22ZM72 140V141H71ZM86 140V141H87ZM96 140V139H95ZM16 141V140H15ZM60 140H58V142H59ZM67 141H66V143L65 144H67ZM94 141V140H93ZM99 141V140H98ZM233 141V140H232ZM235 141V140H234ZM24 142H22V143H24ZM31 142V141H30ZM53 141H52V139H50V137L47 139V145L45 144V146H48V145H50V143H52ZM58 142H55L56 144H58ZM63 142H65V141H63ZM63 142H62V140L59 142L60 144V146L61 145H65V144H63ZM75 142H77V141H75ZM80 142H78V143H80ZM49 143V144H48ZM55 143H52L53 145H55ZM78 143H77V145H78ZM89 143V142H88ZM88 143H84L85 145H87ZM94 143H96L95 145H97V141H94ZM224 143L228 146V147H225L224 146ZM25 144V143H24ZM83 144V143H82ZM83 144V145H84ZM91 144H92V142H91ZM248 144V145H247ZM52 145V146H53ZM93 145V144H92ZM51 146V145H50ZM60 146H58L59 148H56V149H59V150H62V151H65V150H63V149H65V147L64 146H62V147H64V148H62V147H60ZM235 146H237V149H235L236 147ZM54 147H57V145H55ZM92 147H94V146H92ZM92 147H91V149H92ZM225 147V148H224ZM227 148V149H226ZM93 149H96L95 147L93 148ZM92 149V150H93ZM246 149H248V150H246ZM249 149H250V151H249ZM226 151V150H228V151H230V152H227V155L225 156L224 154H223V151ZM262 150H264V149H262ZM261 150V151H262ZM58 151V150H57ZM202 151V152H201ZM66 152V151H65ZM224 153H226V152H224ZM229 153V154H228ZM235 153V154H236ZM179 154V155H178ZM182 155V156H181ZM240 155V156H239ZM178 156H181V158L180 157H178ZM205 156V157H204ZM228 156V157H227ZM236 157V158H234V160H233V158H230V157ZM239 156V157H238ZM194 157V158H193ZM184 159V158H183ZM183 159H181L182 160V162L184 161ZM197 161V162H196ZM190 164V165H189ZM194 166V167H193ZM196 169L195 170V172H194V169ZM60 169V168H59ZM61 169H63V167H61ZM61 169L60 170H57L55 173L56 174H58L59 176H60V174H62V172H61ZM124 169V168H123ZM123 169L121 170L120 169V171H118L117 170V172H113V177H114V173H115V176H119L120 178H121V180L123 181L121 184H120V182H119V184L121 185V187H123L124 186V188H121V191L120 192H124V191H126L125 189V187H127V183H128V178H129V173L131 174V172H127L126 173V169H124V171H123ZM21 170V171H20ZM66 168H65V172H66ZM129 170V169H128ZM24 171V169L22 168H20L19 170H14L13 171V173L15 174V175H17L18 173H21V172H23ZM67 171H69V170H67ZM198 171V172H199ZM61 172V173H60ZM119 172H120V174H119ZM124 172V173H123ZM198 172H196V176H197V173ZM54 173V172H53ZM51 174L52 176L54 175V174ZM67 173V172H66ZM65 173V174H66ZM228 173V172H227ZM226 173V174H227ZM228 173V174H229ZM27 174V172H26V170L24 171V173H23V175L25 176ZM68 175L70 174L69 172L67 173ZM125 174V175H124ZM179 174L180 175H178L179 177H181L184 173L183 172H179ZM224 174V175H223ZM19 175V174H18ZM21 175V174H20ZM63 175V174H62ZM61 175V176H62ZM129 175V176H128ZM195 175V174H194ZM54 176H56L57 177V175H54ZM53 176V177H54ZM58 176V177H59ZM60 176V177H61ZM127 176V177H126ZM57 177V178H58ZM62 177H65V175L64 176H62ZM61 177V178H62ZM177 177V176H176ZM236 177V178H235ZM57 178H55V179H57ZM60 178V179H61ZM72 178V177H71ZM120 178H117V179H119L120 180ZM229 178V179H230ZM115 179V178H114ZM125 179H127V180H125ZM58 181H59V179H57ZM206 180H207V178H206ZM239 180V179H238ZM237 180V181H238ZM114 181V182H113ZM113 181H111L110 183L111 184H114L115 186H116V184H118L117 183V180L115 179V180H113ZM202 181H204V180H202ZM236 181V182H237ZM206 182V181H205ZM208 182V181H207ZM116 183V184H115ZM125 183H126V186H125ZM201 183V182H200ZM199 186V185H198ZM95 187V186H94ZM93 187V188H94ZM97 187V186H96ZM101 187V186H100ZM110 187V188H109ZM109 187H104V190H105V195L103 196V201H101V202H98V200H97V198H94V202H96V203H94V204H98L97 205V207H99V206H102V207H105V208H108L107 206H108V204L111 202V199H112V194L113 193H110V191H109V189H111V188H113V185H109ZM117 187H119L120 188V186H117ZM117 187H115V189L117 188ZM223 187V186H222ZM89 189L90 190H92V191H90V192H92L91 194H93L94 195V197L97 195V191H94V189H92V186H90L89 187ZM97 189V188H96ZM107 189V190H106ZM114 189V190H115ZM195 189V190H194ZM226 189L228 190V191H226ZM229 189H230V191L231 192H229ZM238 189V188H237ZM112 190V189H111ZM120 190V189H119ZM118 190V191H119ZM123 190V191H122ZM117 191V190H116ZM116 191H114V193L116 192ZM118 191H117V193H118ZM179 191H181V190H179ZM112 192H113V190H112ZM120 192H119V194H120ZM227 192V193H226ZM125 193V192H124ZM246 193H248V194H246ZM114 195V194H113ZM121 195H123L122 193H121ZM181 195H184V194H181ZM175 197H178L177 196V194L176 195H174ZM263 197V198H262ZM78 199L79 198H77V199H75L76 201H78ZM56 200V201H55ZM54 200V202L56 203V202H60V201H58L57 199H55ZM185 200V201H186ZM259 202H257V201ZM254 201H255V203L257 202V205H259V206H262V207H260L262 210H263V212L261 213V212H259V210H256L255 208L257 207V206H253L254 205ZM53 202V201H52ZM104 202V203H103ZM61 204H62V202H60ZM79 203V205L81 204V202H78ZM195 203H196V205H195ZM100 204V205H99ZM54 205V204H53ZM60 207H59V206ZM58 205H55V211H52L51 213V216H50V218L48 217V220H40L37 224H34L33 225V227H36V228H39L41 231H43V229H44V232L46 233V236H48V237H50L51 238V240H49L50 242H47V241H45V242H47V243H44V239H42L40 236H36L35 235V233L38 231L37 229V231L36 232H34V233H31V232H33V231H35L34 230V228L32 227V231L30 232H27V235H28V233H31L30 234V236H27V238H29V240H27L26 241V239L24 240V242L26 241V242H28V241H34L35 243H33L34 245V247H32V245H30L31 246V248H29L30 246L28 245L26 248H27V254H28V252H29V250H31L32 249V253H33V255H34V250L35 249H37L36 251H39V253L40 254H38V252L36 253L35 252V256H33V255H31V254H28V257L30 258L31 256H33L34 258V261H32L33 259H32V257L29 259L28 257H26L25 255H27L26 253L23 255V257L25 258V260H24V258L23 257H21L20 258V255L17 257L16 256V258H18V260H16V258H14L13 259V257H15V256H13L14 254H12V259H11V256L9 255V257H10V259L6 256L7 254H5L4 256H2V257H7L9 260H10V262H9V264H12L11 263V260L13 261V260H15L16 262H14L15 264H34L33 262H35V264L37 263V264H105V261H107L108 259V262L106 263V264H112L111 263V260H112V258L114 259V257H116V255L117 256H119L120 255V257H121V259L120 260H123V261H119L118 263H121V264H131V262L130 261H132V264H134V260L133 259H131V255L134 253L136 256V262H137V264H148L150 261H151V258H153V255H152V257H150L151 255H149V253H144V250L146 249L145 248V245H147V243H145L147 240H141L138 236H136V235H134L135 237H133V239L131 238V241L130 242H128V240H130L129 238H128V235H130V237H132V234L130 233V230L127 228V229H125V230H122V232L123 233H121V230H116L117 231V233H119L118 234V236H117V234H116V231H114L113 229H112V231L113 232H111L110 233V231H108V232H105V233H109V235H107V237H104V239H103V237H102V239L100 238V239H97L96 237H95V233H96V229H95V225H96V223H95V225L93 224V221L94 220H92V219H87V217H85V216H83L82 214L83 213H81L80 211H78V213H77V215L78 216H74L73 214V212L72 211H74V210H72V206H71V208H70V210H68L67 211V207L64 205V203L62 204V205H64V208L60 205V204H58ZM256 205V204H255ZM42 206H46V204L44 203ZM196 206V207H195ZM253 206V207H252ZM53 207V206H52ZM58 209H57V208ZM222 207H231V209H237L238 207H240V211L241 212H249L250 210H252L254 207V212H252L255 216H257V217H255V216H253L252 214H250V213H248L247 215L246 214H242V215H244V216H241V215H239V214H235V212H232V213H229L228 212V214L227 213H222L221 211V208ZM53 208V209H54ZM61 208V209H60ZM66 208V209H65ZM101 208V207H100ZM224 208H222V209H224ZM259 207H257V209H260ZM208 209V210H207ZM260 209V210H261ZM57 210V211H56ZM65 210V211H64ZM195 210V209H194ZM193 210V211H194ZM232 210V211H233ZM249 210V211H248ZM65 212L64 214H63V212ZM67 211V212H66ZM70 211L73 213H71L73 216H71V214H70ZM202 211H203V213H202ZM236 211V210H235ZM253 211V210H252ZM55 212V213H54ZM61 212H62V214H61ZM131 212H132V214H135V210L133 209H131ZM227 212V211H226ZM251 212V211H250ZM256 212H258V214H256ZM140 214H142V215H140V214H136V217H137V219L139 218V219H141V220H135V219H132V218H130V219H127L126 220V223H127V221H129V222H131V224L133 225V226H137L138 227V225L140 226V227H142V225H144V222H143V220L145 221V219L147 218L145 215H143V213L144 212H139ZM147 212H145V214H146ZM184 213V212H183ZM195 213V212H194ZM259 213L261 214V215H259ZM66 214V215H65ZM76 214V213H75ZM148 214V213H147ZM191 214V213H190ZM197 214V213H196ZM54 215V216H53ZM63 215V216H62ZM176 215H178V214H176ZM181 215V213H179V215L177 216V217H179ZM252 215V216H251ZM81 216V217H80ZM167 216H168V214H167ZM84 217L86 218V219H84ZM134 217V216H133ZM135 217V218H136ZM146 217V218H145ZM151 217H152V215H151ZM172 217H175V218H177L176 216H172ZM167 218H169V216L167 217ZM46 219V218H45ZM95 219V218H94ZM182 220H183V218H182ZM96 221V220H95ZM180 223V224H181ZM188 223V224H187ZM105 224H101V226L100 225H96L98 228L100 227V229H99V233H100V231H102V228H104L105 226H104ZM131 225V226H132ZM39 226V227H38ZM103 226V227H102ZM187 226H189V227H187ZM187 227V228H186ZM105 228H107V225H106V227ZM46 229V230H45ZM108 230H109V228H107ZM165 229H167L166 231H167V233H168V231L170 232V230H172V229H169V227H167V228H165ZM40 230H39V233H40ZM106 230V229H105ZM200 230V229H199ZM46 231H49V232H46ZM165 231V232H166ZM174 231H172V233H174ZM177 231V232H178ZM190 231V230H189ZM87 232H88V234H87ZM164 232V231H163ZM206 232V233H207ZM26 233V232H25ZM24 233V234H25ZM209 233H207V234H209ZM37 234V233H36ZM87 234V235H86ZM101 234V233H100ZM100 234H98V235H100ZM103 234V233H102ZM101 234V235H102ZM116 234V235H115ZM122 234H124V235H122ZM126 234V235H125ZM39 235V234H38ZM45 235V234H44ZM97 235V237H99ZM106 235V234H105ZM104 235V236H105ZM9 236V235H8ZM116 236V237H115ZM38 237H40V238H38ZM118 237V238H117ZM35 238V239H34ZM106 238V239H105ZM118 240H117V239ZM22 239H24L23 237H22ZM88 239V240H87ZM96 239V240H95ZM217 239V238H216ZM109 240H112L111 241V243L113 244V245H110V243L108 242ZM115 240V241H114ZM133 240V241H132ZM141 240V241H140ZM89 242V243H87V242ZM97 241V242H96ZM113 241L115 242V243H113ZM134 241H135V243H134ZM137 241V242H136ZM32 242H29V243H26V245L27 244H31ZM85 242V243H84ZM96 242V243H95ZM106 242H108V244L106 243ZM125 244H124V243ZM218 241H216L215 240V242H214V246H213V248H217L218 247V245L220 244H218L217 243ZM104 243V244H103ZM126 243H130L129 245L128 244H126ZM132 243V244H131ZM258 243H260L259 245H258ZM85 244V245H84ZM93 244V245H92ZM98 244V245H97ZM114 244H116V245H114ZM233 244V245H234ZM91 245V246H90ZM198 245H200V244H198ZM86 246H88V247H86ZM93 246V247H92ZM108 246V247H107ZM196 246V245H195ZM258 246V247H257ZM127 247V248H126ZM129 247V248H128ZM130 247H131V249H130ZM257 247V248H256ZM34 248V249H33ZM38 248H40V249H38ZM126 248V249H125ZM145 248V249H144ZM44 249V250H43ZM137 249V250H136ZM148 249V248H147ZM257 249V250H256ZM262 249H259V251H261ZM126 251V255L124 254L125 253V251ZM256 250V251H255ZM124 251V252H123ZM134 251V252H133ZM145 251H147V250H145ZM149 251V250H148ZM41 252L43 253V254H41ZM123 252V253H122ZM133 252V253H132ZM253 252V253H254ZM12 253V252H11ZM130 253H132V254H130ZM4 254V253H3ZM10 254V253H9ZM16 254V253H15ZM37 254V255H36ZM109 254V255H108ZM110 254H112V256L110 255ZM122 254H124L125 256H126V258H122ZM262 254H264V250L262 251V253H261V255ZM1 255V254H0ZM17 255V254H16ZM30 255V256H29ZM42 255V257H43V255H46L45 257H49L48 258V260L47 261H45L47 258H42V257H40ZM252 255H254L255 256V254H252ZM257 256V255H256ZM1 257V256H0ZM40 257V258H39ZM103 257V259H101ZM106 257V258H105ZM134 257V256H133ZM150 257V258H149ZM263 257H264V255H263ZM7 258H2V261H3V264H5L6 262H7V260H5L4 261V259H7ZM20 258V259H19ZM29 259V261H27L26 262V260H28ZM38 258H39V260H38ZM105 258V259H104ZM254 258V257H253ZM256 258H260L259 256H257V257H255V259H253V261H255V263L257 262L258 263V261H261L260 259L258 260V259H256ZM32 259V260H31ZM150 259V260H149ZM31 260V261H30ZM35 260H38V262L37 261H35ZM100 260H101V262H100ZM256 260H258V261H256ZM0 261H1V259H0ZM2 261H1V263H2ZM219 260H215V262L214 263H216V262H218ZM5 262V263H4ZM30 262V263H29ZM104 262V263H103ZM110 262V263H109ZM0 263V264H1ZM13 263V264H14ZM6 264H8V263H6ZM114 264V263H113Z\"/></svg>","mask_w":264,"mask_h":264}]
</instances>
